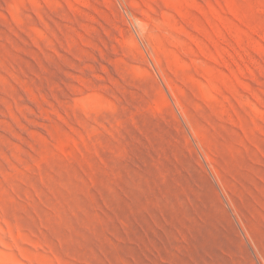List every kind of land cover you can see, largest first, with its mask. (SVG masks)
<instances>
[{"label":"rangeland","instance_id":"1","mask_svg":"<svg viewBox=\"0 0 264 264\" xmlns=\"http://www.w3.org/2000/svg\"><path fill=\"white\" fill-rule=\"evenodd\" d=\"M0 264H264V0H0Z\"/></svg>","mask_w":264,"mask_h":264}]
</instances>
